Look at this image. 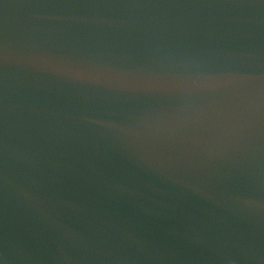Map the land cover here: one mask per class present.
<instances>
[{
    "label": "water",
    "instance_id": "1",
    "mask_svg": "<svg viewBox=\"0 0 264 264\" xmlns=\"http://www.w3.org/2000/svg\"><path fill=\"white\" fill-rule=\"evenodd\" d=\"M0 261L264 264V0H0Z\"/></svg>",
    "mask_w": 264,
    "mask_h": 264
},
{
    "label": "snow or ice",
    "instance_id": "2",
    "mask_svg": "<svg viewBox=\"0 0 264 264\" xmlns=\"http://www.w3.org/2000/svg\"><path fill=\"white\" fill-rule=\"evenodd\" d=\"M235 82H236V80H235ZM172 86H174V85H171L170 87H172ZM160 87H161V89H162V90H167V89L165 88V86H163V85H162V86H160ZM0 264H3V262H2V261H0Z\"/></svg>",
    "mask_w": 264,
    "mask_h": 264
}]
</instances>
